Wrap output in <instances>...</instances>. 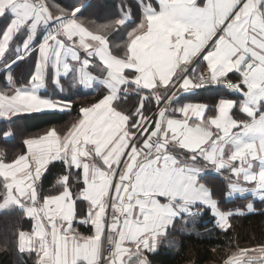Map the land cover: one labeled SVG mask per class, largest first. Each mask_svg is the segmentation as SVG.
Here are the masks:
<instances>
[{"label":"snow or ice","instance_id":"6c2138e0","mask_svg":"<svg viewBox=\"0 0 264 264\" xmlns=\"http://www.w3.org/2000/svg\"><path fill=\"white\" fill-rule=\"evenodd\" d=\"M138 2L142 18L127 32L123 54H114L107 36L127 23L123 17L91 22L90 30L79 8L0 0V58L15 37L27 52L44 32L30 81L17 85L5 76L0 84V117L69 110L71 101L42 97L39 90L49 68L57 82L72 71L68 57L80 62L78 48L98 57L106 72L107 94L80 107L81 118L66 134L53 128L28 138L26 152L11 161L0 154V210L19 207L34 221L31 231L18 232V250L34 253V264H154L152 254L180 253L173 233L193 234L204 207L227 231L233 212L222 211L201 183L209 168L235 177H229L230 192L264 200V0H207L203 6L157 0L158 10L151 0ZM158 13L167 17L163 29L150 23ZM221 83L240 94L239 105L220 99L210 112L207 104H172L184 92ZM129 85L143 90L131 115L122 102ZM149 97L164 100L153 115L143 103ZM57 160L69 171L58 194H49L41 180ZM73 172L78 176L70 183ZM247 210L255 211L251 202ZM78 213L93 234L73 227ZM225 264H264V246L241 249Z\"/></svg>","mask_w":264,"mask_h":264},{"label":"trees","instance_id":"16d2710c","mask_svg":"<svg viewBox=\"0 0 264 264\" xmlns=\"http://www.w3.org/2000/svg\"><path fill=\"white\" fill-rule=\"evenodd\" d=\"M47 1V0H46ZM62 7H72L77 2L86 0H53ZM89 3L82 11V15L95 13L99 18H104L117 2L121 0H88ZM81 15V17H82ZM0 20V25H2ZM126 28H114L109 33V41L114 54H123L127 43ZM123 44H120V43ZM11 57L7 58L3 65L10 62ZM36 64V52L27 55L14 69L18 84H27L31 78ZM213 86L202 87L192 96L194 100L215 101V98H209L203 95V92ZM49 93V92H48ZM50 94V93H49ZM103 92L88 93L86 91H75L72 97V108L69 111H42L29 114L14 116L12 119L0 121V154H4L8 161L22 154L26 150L24 141L28 138L40 136L47 131L55 128L59 133L66 134L71 126L81 117L80 107L87 106L98 101L103 96ZM140 93L137 92L127 99L122 98L123 106L128 113L136 112ZM150 102V101H148ZM156 106L148 108L150 113ZM12 132V137L7 138L6 133ZM67 171L63 162H53L50 164L45 175V183L52 182L60 174ZM207 176L205 182L212 186L217 183L218 178L222 176ZM215 178V179H214ZM222 197L220 198V207L223 210L241 208L246 212L243 214H234L230 218L232 225L227 231L216 225V219L211 214V209L204 208L203 215L195 218L194 233L191 235L174 232L173 236L181 240L182 249L180 253L172 254L161 251L160 254L150 255L154 264H188L190 260L195 259L197 264H221L229 256L239 252V250L248 247L264 246V200H254L251 197H236L227 199L225 197L226 182L222 181ZM251 202L255 208L254 212L247 210V204ZM28 221L23 216V210L12 208L0 210V264H34V258L21 254L18 250V232L27 227ZM192 222L187 227L192 228Z\"/></svg>","mask_w":264,"mask_h":264},{"label":"crops","instance_id":"0c3cea01","mask_svg":"<svg viewBox=\"0 0 264 264\" xmlns=\"http://www.w3.org/2000/svg\"><path fill=\"white\" fill-rule=\"evenodd\" d=\"M45 2L52 8H54L55 6L58 5L53 0H47V1L45 0ZM170 2H171V4H178V0H170ZM206 2H207V0H197V3L201 6L206 4ZM77 3L78 4L72 6L71 8L66 7V6L62 7L60 5H58V6L60 8H62L63 10L70 12L73 9L78 8L80 6H84V9H85V7L88 5L89 1L86 0V1H83L81 3L80 2H77ZM151 3L153 4L154 7L157 8V10L159 9V5L157 3V0H151ZM81 15H82V12L80 14H78L79 17H81ZM121 17L125 18L127 21V23L122 28H126L129 25L131 27V28L129 27L131 30L133 27H135L140 22V20L142 18L141 4L138 2V0H121V1L117 2L115 8L112 9L110 14H108L104 18H99L95 13H89L88 12V15H86V16L82 15V20H83L84 26L88 27L90 30H92L94 28V25L91 22H95V24L111 23L113 20L121 18ZM166 18L167 17L165 14L158 13L156 16H154L152 18L150 23L153 26H159L161 29H163L165 27L164 21L166 20ZM1 19H2V17H0V20ZM43 39H44V32L41 31L37 35L36 39H34L32 41V43L30 44L29 50L27 52L24 51V48H23L24 41L20 36H17L12 40V42L9 44L5 54L3 55L2 58H0V84H2L3 82H7V81H5V76H7L9 78V80H11L14 77L15 83L17 85H19L17 80H16V73H15L14 69L27 55H29L32 52H36V63H37L38 47H39L40 42ZM107 39L109 41V34L107 36ZM120 44H123V43L121 42ZM109 47L111 49L110 41H109ZM77 51L81 57V61L80 62L71 61V58L68 57L70 64H72V66H73L72 71H70L67 75H61L59 78V82L56 81L54 71L52 72L51 68L48 69V77H47L46 84L42 88H40V90H39V94L42 97H45V98H48V99H51L54 101H71L72 102V97L74 96V92L77 90L86 91L88 93L103 92L104 95L107 94V92H108L107 86L103 83V79L106 77L105 66L103 65V62L100 61L99 58L96 56H92V57L87 56V54L84 52L83 49L78 48ZM8 57L9 58L11 57L10 62L3 65L4 61ZM85 59H87L89 61L88 65H83L82 61ZM194 64H195V62H194ZM35 70H36V64H35L34 71ZM33 74H34V72H33ZM81 76L85 77L84 83H81ZM233 80H234V78H233ZM29 81H30V79H29ZM128 89L129 90L126 93V95L122 93L123 99H127L129 96H131L137 92H139L140 96H141L142 92H143V90H137L134 85H129ZM199 89L200 88L191 89L187 92L182 93L178 97V99L172 101V104L174 106L175 105H183L186 103L207 104L209 106V111L214 112L217 101L220 99H235V100H237L238 105H239V102L241 99V96L237 91H232V90L224 88V87H215V88H208L207 90H205L203 92V95L206 97H209V98H215L216 97L214 102L213 101H206V100H194L192 95ZM146 91L147 90H145V92ZM161 91L163 92V90H161ZM148 101H150V102H148ZM140 103H141V101L139 102V105H140ZM143 103L145 105V111H147L148 108H150V107L154 108V106H156V108L153 110V112L149 114V115H153L156 112V109L158 107L163 106L164 100L161 99V100L157 101V100L153 99L152 97H149V99L146 101H143ZM92 104H88L87 106H91ZM72 105H73V102L71 104V108H72ZM139 105L137 107V110L139 108ZM71 108L69 110H71ZM69 110H64V111H69ZM45 111H60V110H45ZM234 111H238V109H235ZM25 114H29V113H25ZM20 115H22V114H20ZM59 134H61V133H59ZM61 135H64V134H61ZM6 137L7 138L12 137V132H10V131L7 132ZM32 138H35V137H32ZM113 151H115V149ZM25 152H26V150H25ZM24 153H22V154H24ZM141 160H143V157H141ZM57 161L63 162L66 166L67 171L64 174H60L57 178H55L50 183H45V181H44L46 172L48 170L45 172L44 176L42 177L41 184H42L43 190L49 194H58V191L60 190L59 182L65 174H68V171H69L68 166L66 165V163L63 160H57ZM54 162H56V161H54ZM49 166H48V168H49ZM76 171H80V170H76ZM209 175L212 177H215V178H217L216 176H222L223 180L226 182L225 197L227 199H233L236 197H251L254 200H260L258 198H255L254 196H252L250 193H245V194L241 195L240 193L230 192L229 177H231L232 180H235V177L231 176V174L228 172V170H213V169L209 168L201 177V179H202L201 183L206 184L208 186V188L211 190L212 197L217 202L218 207L220 209H221L220 198L222 197V194H223L222 187H221L223 180L218 178L217 183L214 182V185L210 186L205 182V178ZM77 176H78V173L73 172L72 179L70 180V183H72L76 179ZM241 183L244 184L243 181H241ZM244 186L250 187V185H247V184H244ZM260 201H262V200H260ZM80 207L83 208V203L80 204ZM204 208H207V207H204ZM221 210L226 211V212L231 211V212H233V215L234 214H243L246 212L245 210H243L241 208H233L230 210L221 209ZM203 211H204V209H203ZM211 214L216 219L215 220L216 225H218L220 227L219 219H218V217H216L212 213V210H211ZM23 216L28 221V224H27V227L22 229V230L31 231L33 226H34V221L31 220L30 218H27L24 211H23ZM79 221H80V217H79V213H78L77 219L73 221V227L76 229V231L80 232L82 235L93 234V229L91 228L90 225H83ZM258 247L259 246L248 247L247 249H256ZM243 249H245V248H243ZM238 253L239 252H237L231 256L238 255ZM26 255L28 257L34 258V262H35V254L34 253L31 256H29L28 254H26ZM249 255H251V252L249 253ZM231 256H229V257H231ZM225 261L221 264H225Z\"/></svg>","mask_w":264,"mask_h":264},{"label":"built area","instance_id":"2783aa9c","mask_svg":"<svg viewBox=\"0 0 264 264\" xmlns=\"http://www.w3.org/2000/svg\"><path fill=\"white\" fill-rule=\"evenodd\" d=\"M78 8L80 9V12L78 14H80L82 12V10L84 9V6H80ZM233 82H235V81L233 80ZM207 86L224 87V88L230 89L232 91H235L234 89L231 88L230 85L223 84V83H221V84H208L205 87H207ZM104 250H105V253H107L109 250H111V245L107 242L106 238L104 239Z\"/></svg>","mask_w":264,"mask_h":264},{"label":"water","instance_id":"95a60500","mask_svg":"<svg viewBox=\"0 0 264 264\" xmlns=\"http://www.w3.org/2000/svg\"><path fill=\"white\" fill-rule=\"evenodd\" d=\"M1 120H6V118H2V117H0V121H1Z\"/></svg>","mask_w":264,"mask_h":264}]
</instances>
